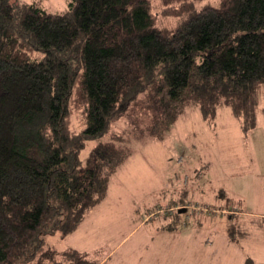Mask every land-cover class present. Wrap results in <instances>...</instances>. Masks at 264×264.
Segmentation results:
<instances>
[{
	"label": "trees",
	"instance_id": "16d2710c",
	"mask_svg": "<svg viewBox=\"0 0 264 264\" xmlns=\"http://www.w3.org/2000/svg\"><path fill=\"white\" fill-rule=\"evenodd\" d=\"M194 1L70 0L52 13L0 0V264L96 263L45 237L72 233L106 196L130 150L117 134L101 138L122 119L137 128L139 95L140 134L167 128L187 103L208 125L226 105L242 133L255 127L264 0ZM171 16L175 26L158 25Z\"/></svg>",
	"mask_w": 264,
	"mask_h": 264
},
{
	"label": "rangeland",
	"instance_id": "374dc122",
	"mask_svg": "<svg viewBox=\"0 0 264 264\" xmlns=\"http://www.w3.org/2000/svg\"><path fill=\"white\" fill-rule=\"evenodd\" d=\"M19 1L60 13L70 0ZM210 2L219 0L194 4ZM180 18L160 17L158 25L171 28ZM258 94L256 125L246 134L228 106H218L208 125L193 103L167 128L140 134L149 117L139 95L137 128L122 119L101 138L117 134L130 150L109 177L106 196L74 232L46 242L57 250H86L95 264H245L247 258L264 264V84ZM94 145L82 150L83 161ZM89 230L93 235L80 247Z\"/></svg>",
	"mask_w": 264,
	"mask_h": 264
},
{
	"label": "crops",
	"instance_id": "0c3cea01",
	"mask_svg": "<svg viewBox=\"0 0 264 264\" xmlns=\"http://www.w3.org/2000/svg\"><path fill=\"white\" fill-rule=\"evenodd\" d=\"M119 167H120V165H119ZM119 167H118V168H119ZM118 168H117V169H118ZM116 171H117V170H116ZM76 229H77V228H76ZM76 229H75V230H76ZM75 230H74V231H75ZM74 231H73V232H74ZM76 233H77V234H75V236L78 235V232H76ZM82 235H83V233H82ZM82 235H80V236H82ZM92 235H93L92 231L89 230V231L87 232L86 236L84 237L86 240H85V241H82L80 247L85 248V246H86V244H87V243H85V242L87 241L88 238H91L90 236H92ZM93 240H94V239H92L91 242H92ZM67 249H69V248H67ZM74 249H76V248H74ZM64 250H65V249H64ZM78 250H79V249H78ZM80 251H85V252H86V250H80Z\"/></svg>",
	"mask_w": 264,
	"mask_h": 264
},
{
	"label": "water",
	"instance_id": "95a60500",
	"mask_svg": "<svg viewBox=\"0 0 264 264\" xmlns=\"http://www.w3.org/2000/svg\"><path fill=\"white\" fill-rule=\"evenodd\" d=\"M181 212H182V210H181Z\"/></svg>",
	"mask_w": 264,
	"mask_h": 264
}]
</instances>
